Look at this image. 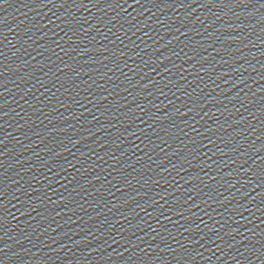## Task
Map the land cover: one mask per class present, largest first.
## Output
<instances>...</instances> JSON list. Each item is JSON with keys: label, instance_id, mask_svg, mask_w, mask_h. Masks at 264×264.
Returning a JSON list of instances; mask_svg holds the SVG:
<instances>
[{"label": "water", "instance_id": "water-1", "mask_svg": "<svg viewBox=\"0 0 264 264\" xmlns=\"http://www.w3.org/2000/svg\"><path fill=\"white\" fill-rule=\"evenodd\" d=\"M264 144V0H0V206L137 189Z\"/></svg>", "mask_w": 264, "mask_h": 264}]
</instances>
